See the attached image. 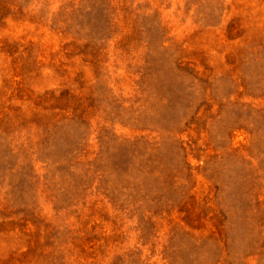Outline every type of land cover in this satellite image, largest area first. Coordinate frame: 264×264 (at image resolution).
<instances>
[{
    "label": "rangeland",
    "instance_id": "1",
    "mask_svg": "<svg viewBox=\"0 0 264 264\" xmlns=\"http://www.w3.org/2000/svg\"><path fill=\"white\" fill-rule=\"evenodd\" d=\"M0 264H264V0H0Z\"/></svg>",
    "mask_w": 264,
    "mask_h": 264
}]
</instances>
